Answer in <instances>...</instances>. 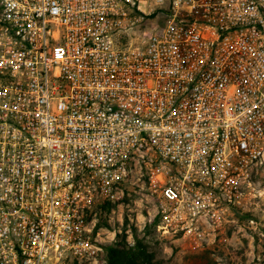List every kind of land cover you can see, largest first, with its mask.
Masks as SVG:
<instances>
[{
  "label": "built area",
  "instance_id": "1",
  "mask_svg": "<svg viewBox=\"0 0 264 264\" xmlns=\"http://www.w3.org/2000/svg\"><path fill=\"white\" fill-rule=\"evenodd\" d=\"M135 185L197 245L262 209L264 0H0V264L104 263Z\"/></svg>",
  "mask_w": 264,
  "mask_h": 264
},
{
  "label": "rangeland",
  "instance_id": "2",
  "mask_svg": "<svg viewBox=\"0 0 264 264\" xmlns=\"http://www.w3.org/2000/svg\"><path fill=\"white\" fill-rule=\"evenodd\" d=\"M144 193L138 185L128 186L125 196L116 201L114 208L101 212L97 206L96 229L100 230L102 237L110 239L114 236L115 241L133 247L138 240L150 244L157 253L155 262L159 264H264V206L249 219L240 218L235 213L220 231L204 234L201 244L197 245L190 235L159 230L160 215L154 216L155 203L146 201ZM251 219L253 223L249 222ZM236 225L242 226V230L238 228L241 230L238 231ZM153 237L160 239L159 246L154 247ZM71 264H75L74 261Z\"/></svg>",
  "mask_w": 264,
  "mask_h": 264
},
{
  "label": "trees",
  "instance_id": "3",
  "mask_svg": "<svg viewBox=\"0 0 264 264\" xmlns=\"http://www.w3.org/2000/svg\"><path fill=\"white\" fill-rule=\"evenodd\" d=\"M116 201H103L99 204L100 211H108L114 208ZM236 215L240 218H252L255 214L253 213H242L239 210L234 209ZM158 219L154 222L153 230L157 228ZM150 226H148L149 228ZM150 231V230H148ZM150 233V232H149ZM157 235V233H155ZM153 245L159 246L160 239L153 237L151 240ZM104 260L102 264H159L156 263L157 253L152 249L150 244L143 243L142 241H137V245L133 247L126 242H110L104 244Z\"/></svg>",
  "mask_w": 264,
  "mask_h": 264
}]
</instances>
